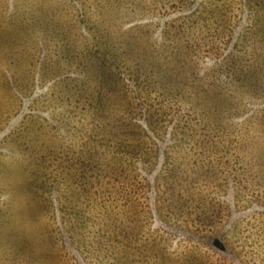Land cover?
<instances>
[{"label":"rangeland","instance_id":"374dc122","mask_svg":"<svg viewBox=\"0 0 264 264\" xmlns=\"http://www.w3.org/2000/svg\"><path fill=\"white\" fill-rule=\"evenodd\" d=\"M0 264H264V0H0Z\"/></svg>","mask_w":264,"mask_h":264}]
</instances>
